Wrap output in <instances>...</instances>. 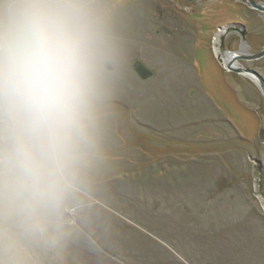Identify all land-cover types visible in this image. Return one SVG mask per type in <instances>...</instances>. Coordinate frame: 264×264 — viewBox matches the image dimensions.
Returning a JSON list of instances; mask_svg holds the SVG:
<instances>
[{"label": "rangeland", "instance_id": "rangeland-1", "mask_svg": "<svg viewBox=\"0 0 264 264\" xmlns=\"http://www.w3.org/2000/svg\"><path fill=\"white\" fill-rule=\"evenodd\" d=\"M109 10L119 55L99 155L58 238L22 240L24 258L264 264V99L220 59L262 48L264 11L244 0H109ZM225 25H242L244 36L218 33ZM134 60L152 76L142 80ZM238 64L264 77V55Z\"/></svg>", "mask_w": 264, "mask_h": 264}, {"label": "clouds", "instance_id": "clouds-1", "mask_svg": "<svg viewBox=\"0 0 264 264\" xmlns=\"http://www.w3.org/2000/svg\"><path fill=\"white\" fill-rule=\"evenodd\" d=\"M109 0H0V264L58 238L100 150Z\"/></svg>", "mask_w": 264, "mask_h": 264}, {"label": "water", "instance_id": "water-1", "mask_svg": "<svg viewBox=\"0 0 264 264\" xmlns=\"http://www.w3.org/2000/svg\"><path fill=\"white\" fill-rule=\"evenodd\" d=\"M189 1H193V0H189ZM246 4H248L251 8L256 9L258 11H264V4H260L254 0H244ZM222 28L223 32L227 31H233L236 30L240 33L241 37L244 36V31H243V26H239V27H235V26H229V25H225V26H220L218 28V33H219V29ZM222 36H221V40H222ZM225 52H230V51H224ZM233 52V51H231ZM215 55L217 56V53L214 51ZM264 55V45L262 46V48L260 50H258L257 52H236L235 54L232 55V57L225 59L223 57H220L221 59V64L223 66V68L227 71H233L236 72L240 75L246 76L248 78H250L259 88L261 95L264 99V77L255 69L252 68H247L244 66H241L238 64V60L239 59H243V60H254V59H258L260 57H262ZM132 68L133 70L136 72V74L142 79L145 80L149 77L152 76L153 72L151 69H149L146 65H144V63L141 60H134V62L132 63Z\"/></svg>", "mask_w": 264, "mask_h": 264}, {"label": "bare ground", "instance_id": "bare-ground-1", "mask_svg": "<svg viewBox=\"0 0 264 264\" xmlns=\"http://www.w3.org/2000/svg\"><path fill=\"white\" fill-rule=\"evenodd\" d=\"M219 31H220L221 33L223 32V30H220V29H219ZM217 40H218V39L215 38V42H216ZM214 47L216 48V51H219L218 48H217V46H214ZM216 51H215V52H216ZM235 53H236V52L228 53V54L226 55V57H224V58H230V57H232V55L235 54Z\"/></svg>", "mask_w": 264, "mask_h": 264}, {"label": "flooded vegetation", "instance_id": "flooded-vegetation-1", "mask_svg": "<svg viewBox=\"0 0 264 264\" xmlns=\"http://www.w3.org/2000/svg\"><path fill=\"white\" fill-rule=\"evenodd\" d=\"M233 31H236V30H233ZM237 32V31H236ZM219 36H220V34L218 35V40H219ZM218 50H219V48H218ZM215 51V50H214ZM224 52V51H223ZM216 53H218V51H216ZM222 57L224 58V53H222ZM225 59H228V58H225ZM222 63V62H221ZM222 68H223V66H221ZM224 69V68H223ZM225 70V69H224ZM225 72H229V73H234V74H238V73H236V72H233V71H227V70H225Z\"/></svg>", "mask_w": 264, "mask_h": 264}]
</instances>
